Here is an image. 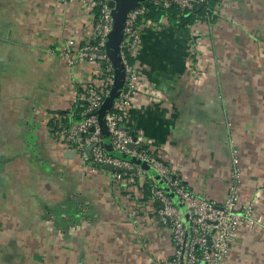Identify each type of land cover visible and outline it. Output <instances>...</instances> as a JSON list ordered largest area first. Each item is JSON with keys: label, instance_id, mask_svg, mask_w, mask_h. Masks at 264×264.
Segmentation results:
<instances>
[{"label": "crops", "instance_id": "obj_1", "mask_svg": "<svg viewBox=\"0 0 264 264\" xmlns=\"http://www.w3.org/2000/svg\"><path fill=\"white\" fill-rule=\"evenodd\" d=\"M90 1L0 0L1 118L12 123V143L25 146L21 155L40 181L32 224L37 216L43 240L55 234L64 243L62 264L76 257V264H152L172 250L169 224L150 192L159 184L157 168L139 158L136 171L118 179L66 156L70 150L52 137V128L80 119L76 95L102 75L94 60L69 66L59 54L69 39L76 48L94 42L97 9ZM210 1V20L192 14L180 25L149 9L139 20L132 62L140 76L125 126L190 190L217 201L228 185L233 144L242 168L240 198L254 204L257 223L241 227L224 264H264V90L258 84L264 74L251 67L264 41L252 38L258 44L249 47V38L240 37L236 7L244 1ZM244 55L246 62L237 63ZM111 106L104 99L98 109L102 125Z\"/></svg>", "mask_w": 264, "mask_h": 264}, {"label": "built area", "instance_id": "obj_2", "mask_svg": "<svg viewBox=\"0 0 264 264\" xmlns=\"http://www.w3.org/2000/svg\"><path fill=\"white\" fill-rule=\"evenodd\" d=\"M61 1L65 3L70 0ZM108 1H90L89 5L97 9L93 28L94 42L89 46L76 48L75 41L69 39L59 51L60 57L69 66L78 61L94 60L102 69V75L86 87L83 94L76 95V100L81 102L80 119L60 124L52 133V137L64 148L74 150L75 155L84 162L94 166L110 164L125 169V172H113L116 178L121 179L133 170L134 165L130 160L114 156L104 148L102 124L97 115L115 78L114 66L109 56L95 53L106 49V40L113 28V17ZM197 4L201 5L200 9L204 7V17L208 20L210 13L214 12L213 8L209 7L208 0H146L127 13L119 46L123 65V85L112 106L104 114V125L112 149L127 156L151 161L157 168L159 176L164 179L165 185L170 184L175 196L171 198L158 183L151 187L153 200L162 204L159 215L165 222L168 220L172 241L170 255L159 258L152 264H224L238 236L240 226L251 229L257 223L254 204L243 202L240 198L242 168L238 151L233 144L228 185L222 199L217 201L201 197L190 190L179 178L171 174L167 164L153 158L147 150L141 149L134 132L125 126L140 76L135 63L132 62L141 41L139 20L146 15L149 5L161 9L175 6L179 14H184L193 12ZM130 143L133 144L132 149L128 148ZM87 146H91V157L87 154ZM175 199L184 205L185 211L176 205Z\"/></svg>", "mask_w": 264, "mask_h": 264}, {"label": "rangeland", "instance_id": "obj_3", "mask_svg": "<svg viewBox=\"0 0 264 264\" xmlns=\"http://www.w3.org/2000/svg\"><path fill=\"white\" fill-rule=\"evenodd\" d=\"M242 1H244L242 7H236L237 13L240 12L241 15L237 21L243 28L240 37L243 42L249 38V47H255L264 41V0ZM209 7L213 8L211 5ZM232 12H235L234 8ZM228 17L230 19L229 15ZM252 38L258 43H251ZM230 44L232 48L234 43ZM263 45L264 43H260L262 49ZM256 53L258 62L254 61L251 67H257L261 75L264 74V49ZM245 60L244 55L242 61L237 63H245ZM242 67L251 70V67L245 64ZM258 84L260 90H264V81H259ZM8 94L13 95L14 92L10 90ZM1 114L3 113L0 112V264H62L59 250L60 245L63 247L64 243L60 242L55 234L50 240H43L42 232L45 228L37 216L36 223L32 224L33 216L39 211L34 206L42 196L40 193L37 194L36 190L37 186H40V181L33 175L34 166H29L31 161L26 160V155L25 159L21 155L26 152L25 146H16L12 143L11 134L14 128H11V122L1 118ZM80 160L84 162L81 158ZM241 227L245 226H240L238 234ZM71 260L73 261L71 264H76L78 258Z\"/></svg>", "mask_w": 264, "mask_h": 264}, {"label": "water", "instance_id": "obj_4", "mask_svg": "<svg viewBox=\"0 0 264 264\" xmlns=\"http://www.w3.org/2000/svg\"><path fill=\"white\" fill-rule=\"evenodd\" d=\"M145 1L146 0H109L108 1V6L111 9V15L113 17V28L107 37L106 49L101 51H96L95 53L107 54L114 66V72H115L114 83L109 94L106 97V99L111 103H113L114 99L118 95L119 90L123 85V65L120 60L119 46L123 36V27H124L125 19L127 13L131 9L135 8L141 3H144ZM200 7L201 5L197 4V10H199ZM191 14H192L191 12L187 13L186 16H190ZM102 134L105 136V138H109L108 131L105 125H102ZM103 145H104V139H103ZM90 148L91 146H87L88 156L91 155ZM128 148L132 149L133 144L132 143L128 144ZM111 154L114 156H118L124 160L128 159L133 164L137 163V159L134 156H127L126 154L118 153L116 150H112ZM65 155L68 157H74L75 151L74 150L67 151ZM95 167L109 172L126 171L123 168H119L110 164L95 165ZM130 172H135V170H131ZM156 178L159 181V185L163 187V189L167 192V194L171 198H175L170 184L165 185L164 179L160 177L159 174L156 176ZM160 207H162L161 203H160ZM166 223H168V220H166Z\"/></svg>", "mask_w": 264, "mask_h": 264}, {"label": "trees", "instance_id": "obj_5", "mask_svg": "<svg viewBox=\"0 0 264 264\" xmlns=\"http://www.w3.org/2000/svg\"><path fill=\"white\" fill-rule=\"evenodd\" d=\"M208 4L209 5H211L212 6V2L210 1V0H208ZM148 9H149V11H150V13L152 14V15H162V14H164V15H166V16H168V18H170V19H172V20H179V22H178V24H187V23H189V22H191L192 21V19L194 18L193 17V15L192 14H194V15H201V14H203V12H204V7L203 8H201V9H199V10H197V7L193 10V12H191L192 14L190 15V16H186V14L184 13V14H180L179 16H178V14H179V10H178V8L177 7H175V6H171V7H169L168 9H161V8H156V7H153V6H148ZM187 13H189V12H187ZM106 99V98H105ZM97 115H98V118H99V120H100V123L102 122V115L101 114H99L98 113V111H97ZM48 126L51 128L52 126H53V122L50 120L49 122H48ZM56 129V127H54V128H52L51 130L54 132V130ZM52 132V133H53ZM108 152H111V151H108ZM137 159V158H136ZM138 160V159H137ZM137 164V163H136ZM136 164H133L134 166H136ZM126 175H128V174H126ZM175 201V203H176V205H178V207L179 208H181L180 206H181V203L177 200V199H175L174 200Z\"/></svg>", "mask_w": 264, "mask_h": 264}]
</instances>
